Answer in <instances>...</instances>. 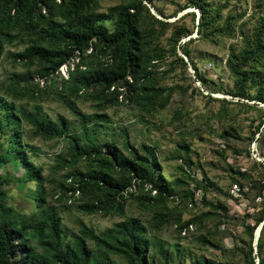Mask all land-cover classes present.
<instances>
[{"label":"trees","instance_id":"obj_1","mask_svg":"<svg viewBox=\"0 0 264 264\" xmlns=\"http://www.w3.org/2000/svg\"><path fill=\"white\" fill-rule=\"evenodd\" d=\"M169 1L178 4L176 12L188 7L193 10L167 21L170 15L154 0H119L105 11L99 10L100 0H0V59L23 68L0 81V166L15 160L25 169L22 180L34 183V187L28 185L26 205L20 210L9 203L3 187L8 179L0 175V264H185L178 256L183 251L181 243L170 248L158 237L170 225L178 237L196 232L191 241L201 252L190 264H264V223L257 243L253 242L255 229L264 219V202L253 224L245 220L250 215L247 211L243 216L230 214L223 198L238 199L230 193L231 184L221 188L205 170L201 178L194 176L190 142L178 143L171 153L180 161L179 174L168 179L156 151L157 141H141L136 146L123 127L113 131L112 138L96 140L95 133L109 120L106 108L133 104L145 122L169 104L176 88L183 89L178 84H162L161 79L177 67H191V74L200 82L192 91L221 102L209 117L233 116L232 103L238 110L259 112L249 140L258 143L261 151L240 144L242 136L229 122L219 134L226 145L215 152L224 161L231 183L248 186L242 189L241 198L251 202L260 193L264 181V5L261 15L254 17L253 13L251 19L243 20L245 10L223 15L229 0ZM186 14L196 29L179 21ZM170 27L166 48L162 41ZM194 31L196 38L213 44L222 37H239L240 46L229 43L225 59L233 80L225 92L230 98L214 96L222 88H213L212 80L198 69L189 46ZM17 43L22 49L5 52L7 44ZM64 65L67 76L61 72ZM51 93L65 102L73 97L90 99L98 110L90 114L76 110L81 127L77 133L70 132V121L64 117L51 120L39 106L29 111L17 102L42 100ZM24 124L30 134L25 135ZM207 127L212 130L209 124ZM35 136L69 138V145L56 155L57 165L67 168L63 173L67 184L60 183L58 190L51 187V178L43 174L42 167L26 155L30 145L24 139ZM254 150L261 158L241 169L237 156H250ZM229 153L234 162L226 161ZM83 159L87 167L81 171L75 165ZM198 190L201 199L196 203ZM209 190L218 195L215 201L206 198ZM67 199L78 200L76 208L82 214L121 219L100 233L78 220L80 233L66 241L67 233L50 201ZM237 225L243 227V236L233 237ZM225 235L235 239L228 253L221 241ZM209 247L220 254H205Z\"/></svg>","mask_w":264,"mask_h":264},{"label":"rangeland","instance_id":"obj_2","mask_svg":"<svg viewBox=\"0 0 264 264\" xmlns=\"http://www.w3.org/2000/svg\"><path fill=\"white\" fill-rule=\"evenodd\" d=\"M118 1L119 0H100L101 8L99 10L105 11L108 6L115 4ZM183 1L185 0H175V2L180 4H182ZM212 1L222 2L223 0ZM154 3L163 10L164 14L170 15V17H166L167 21H174L187 11L193 10V7H188L176 12L178 10V4L174 2L172 3L169 0H154ZM262 5H264V0H229L228 7L223 9L222 13L225 15L227 11L239 12L245 10L246 14L243 20H246L250 18L253 13L254 17L261 15L263 13ZM174 12L177 14L171 16ZM179 21L184 23L190 30L195 28L194 22L189 14H186ZM251 24L252 20L248 23L247 28ZM171 27L167 29L162 41L166 48H168V44H166L165 39L170 34ZM196 36L197 33L194 31L191 34V37L194 38V40L189 42V46L192 50V55L195 58L194 60L198 69L206 77L212 80L213 83H211V86L213 88H222V91H214V96L230 98V95L225 92L226 89L232 85L233 80L226 69L225 59L228 53L229 43L233 41L238 42V46H240L239 37L234 39L222 37L219 39L218 43L213 44L200 38H196ZM186 39H188V37L184 38V40ZM22 46L21 43L7 44L5 46V52L20 50L22 49ZM164 66L165 63L161 64V68ZM66 67L67 66L64 65L61 68V72L67 76ZM192 70L191 67L184 70L177 67L173 72H169L166 77L161 79L162 84H178L181 85L183 89L187 90L176 88L169 104L163 109H158L155 116L149 117L145 122L139 119V115L141 114L133 104L115 105L106 108L104 112H106L109 120L108 122L103 121L105 126L101 127L99 131L95 133L96 140L102 141L110 138V136L112 138L111 134L113 131H116L119 127H123L126 130L131 143H134L136 146L141 141H157L159 146L156 151L159 154L164 173L168 179H172V177L179 174L177 166L180 164V161L172 158L171 153H173L178 143L182 144L185 141H188L190 142L191 155L195 162L192 165L194 176L196 178H201L203 170H205L209 177L217 180V183L221 188L227 189L230 184L232 187V177L230 173L224 169V161L221 160L217 155V152H215V150L221 148V146L226 145V142L219 137V134L223 131L224 125L230 122V124H232L236 131L242 136V140H239L240 144L247 148L249 147L250 150L257 148L261 151L262 148L258 143L252 145L253 142L249 140V136L252 134L251 131L254 130V125L257 124L259 112L238 110V106L232 103L230 104V107L232 108L233 116L220 119L213 116L209 117L211 112H215L219 108L221 102L220 100L208 99L196 90L192 91L193 87L195 88V86L200 84L197 79L195 80V76L191 74ZM11 71L21 72L23 71V68L20 65L13 66L9 59L2 57L0 59V81L5 79ZM40 84L43 85L42 82H40ZM67 100L68 102H65L51 93L42 100L20 99L17 100V102L20 101V103L29 111L34 110L36 106H39V110L44 117L50 118L51 120L58 117H64L66 120L70 121V132L74 131L78 133L81 127L76 110L90 114L98 109L90 99L84 100L82 98L78 99L73 97L67 98ZM207 124L212 127V130L207 127ZM28 128L29 126H26L25 124L23 125L25 135L30 134ZM185 130L191 131L192 134L189 135L187 132L181 133ZM24 140H28L30 145V148H27L26 151L27 157L36 166H41L43 174L51 178V187L55 186L58 190V185L60 183L67 184V180L63 175L67 168H61L57 165L56 155L69 145V138L62 137L58 139L43 140L41 137L35 136L30 139L25 137ZM232 149L233 148H230L229 152H232ZM254 152L255 154L252 152L250 156H237V165L241 169L249 168L258 155L255 150ZM233 157L234 155L229 153L226 161L229 163L234 162L235 159ZM261 159L264 160V157ZM75 167L78 170L84 171L87 167L85 159L79 161ZM252 172L253 174H256V170H252ZM24 173V167L15 160L3 163L0 166V175L8 179V182L3 184V187L6 188L9 195L8 201L20 210H24L26 205L24 194L28 185L34 187V183H26L22 180V175ZM217 196L218 195L215 191L209 190L206 198L215 201ZM200 199L201 193L200 190H198L195 193L194 200H196V203H199ZM223 200L225 201V204H227L230 214L243 216L245 213L249 212L248 214L250 215L247 216L245 220L247 223L253 224L254 215L257 214L260 208V203H256L254 199L250 202L246 197L239 199L224 197ZM50 202H52L56 208V214L60 218V227L67 233L66 241L71 240L73 234L80 233L78 220H82V222L86 224V226L91 227L95 233H100L121 219L116 215L104 216L98 213L89 215L82 214L76 208L78 200H51ZM65 205L70 207H66ZM204 208H206V206H204ZM29 210H32V207ZM130 210L134 214L137 212L134 208H131ZM173 228L174 226L171 225L164 228L158 237H160L166 245H169L170 248L176 247L178 242L181 243L183 251H179L178 256L183 257L185 264H190L191 261L197 258L201 252L199 247L191 241L196 232L193 230L186 235V238H183L178 237L177 234L174 233ZM242 229L243 227L241 225L233 227V237L243 236L240 235ZM233 237L230 235L221 237L222 245L224 249H226V253L234 248L235 239ZM236 241L240 244V238H237ZM89 242L90 244L93 243V241L90 240ZM210 252L220 254V251L215 250L213 247H209V249L205 251V254L210 255Z\"/></svg>","mask_w":264,"mask_h":264},{"label":"built area","instance_id":"obj_3","mask_svg":"<svg viewBox=\"0 0 264 264\" xmlns=\"http://www.w3.org/2000/svg\"><path fill=\"white\" fill-rule=\"evenodd\" d=\"M247 187L242 188L237 182H235L232 184V187L230 188V193L234 198L239 199L242 197V189H248ZM255 202L256 203L264 202V181L260 193L255 197Z\"/></svg>","mask_w":264,"mask_h":264},{"label":"water","instance_id":"obj_4","mask_svg":"<svg viewBox=\"0 0 264 264\" xmlns=\"http://www.w3.org/2000/svg\"><path fill=\"white\" fill-rule=\"evenodd\" d=\"M198 17H199V12L197 11V15H196V23H197V21H198ZM184 57H185V55H184ZM185 58H186V57H185ZM253 144H254V142H253ZM253 144H252V145H253ZM253 154H255L254 151H253ZM257 158L260 159L259 155H257ZM263 223H264V219H263V220L257 225V227H256V229H255L254 240H253V242H254L255 244L257 243V240H258V238H259V236H260V231H261V228H262Z\"/></svg>","mask_w":264,"mask_h":264}]
</instances>
